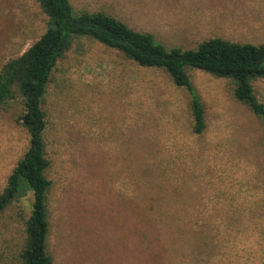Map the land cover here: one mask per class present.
<instances>
[{
	"label": "rangeland",
	"instance_id": "obj_1",
	"mask_svg": "<svg viewBox=\"0 0 264 264\" xmlns=\"http://www.w3.org/2000/svg\"><path fill=\"white\" fill-rule=\"evenodd\" d=\"M70 1L168 47L264 42V0ZM47 20L38 0H0V70ZM190 75L205 107L201 134L188 91L164 69L90 37L58 61L43 105L54 264H264V115L234 96L231 80ZM254 87L264 103V79ZM21 112L19 100L0 107V193L29 148ZM32 202L23 192L0 214V264H21Z\"/></svg>",
	"mask_w": 264,
	"mask_h": 264
},
{
	"label": "trees",
	"instance_id": "obj_2",
	"mask_svg": "<svg viewBox=\"0 0 264 264\" xmlns=\"http://www.w3.org/2000/svg\"><path fill=\"white\" fill-rule=\"evenodd\" d=\"M38 2L48 17L46 31L25 52L3 64L0 70V107L19 100L22 112L17 121L30 136L29 148L0 193V214L23 192L31 191L33 195L31 213L25 223L21 264H54L48 247L51 229L48 192L53 181L47 176L51 159L46 153L48 121L43 105L53 70L76 38L90 37L141 66L164 69L177 86L188 91L193 130L197 134H201L207 124L204 104L191 79L192 69L231 80L234 96L255 114L264 115V103L254 87L256 80L264 79V42L241 43L216 36L194 48L168 47L153 33L136 30L105 11L77 12L70 0Z\"/></svg>",
	"mask_w": 264,
	"mask_h": 264
},
{
	"label": "crops",
	"instance_id": "obj_3",
	"mask_svg": "<svg viewBox=\"0 0 264 264\" xmlns=\"http://www.w3.org/2000/svg\"><path fill=\"white\" fill-rule=\"evenodd\" d=\"M257 15H260V18H256L259 21H264V13H256Z\"/></svg>",
	"mask_w": 264,
	"mask_h": 264
}]
</instances>
